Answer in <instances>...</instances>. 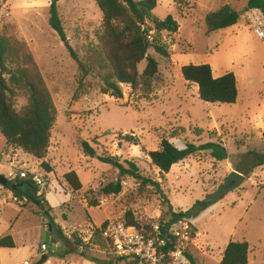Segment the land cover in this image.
<instances>
[{"label":"rangeland","instance_id":"374dc122","mask_svg":"<svg viewBox=\"0 0 264 264\" xmlns=\"http://www.w3.org/2000/svg\"><path fill=\"white\" fill-rule=\"evenodd\" d=\"M247 2L157 0L152 14L160 19L172 15L180 25L177 32H161L169 57L150 48L149 54L159 61V73L151 87L123 84V97L115 98L101 93L96 78H88L78 90V65L49 23L51 0H0V34L15 37L33 54L57 108L43 159L7 146L0 132V174L11 181L25 171L27 176L42 174L47 180L37 193L43 196L42 205L15 197L0 183V239L12 235L16 243L15 247H0V264L38 260L48 231L50 246L45 254L49 259L45 264H140L111 255L96 229L108 220L126 223L132 218L141 230L150 226L154 231L161 220L169 219V204L176 211L189 209L196 200L215 192L232 170L244 173L245 182L215 199L197 217L173 225L179 233L176 250L164 258L165 263L191 264L186 257L189 253L197 264H221L229 242L247 241L248 264H264V164L248 173L255 160L249 152L264 154V46L243 15L237 24L211 35H207L205 23L209 11L231 5L243 13ZM58 9L67 42L83 56L87 46L98 44L103 28L101 9L95 0H59ZM190 63L209 64L214 77L233 72L239 90L237 101L202 100L198 86L182 74V67ZM145 66L146 60L139 64L140 72ZM18 102L25 104V97L20 96ZM126 134L137 136L140 144L125 141ZM163 137L178 148L187 143L220 142L228 158L219 161L203 150L163 173L148 155L161 147ZM82 140L99 153L136 162L142 175L159 183L168 201L153 184L126 179L110 164L84 153ZM71 170L83 184L79 190L65 178ZM119 180L123 185L120 193H102L103 186ZM75 233L81 244L78 251L64 241ZM86 246L84 256L81 251Z\"/></svg>","mask_w":264,"mask_h":264},{"label":"trees","instance_id":"16d2710c","mask_svg":"<svg viewBox=\"0 0 264 264\" xmlns=\"http://www.w3.org/2000/svg\"><path fill=\"white\" fill-rule=\"evenodd\" d=\"M58 1L51 0L49 23L61 40L66 42L70 56L78 65V90L88 78H96L101 93L115 98L123 97V84L133 88L140 85H144L146 89L151 87L159 73V61L149 54V50L154 48L161 56L169 57L168 49L161 41V32L174 33L180 27L172 15L160 19L152 14L157 6V0H95L103 14V28L98 36V44L87 46L83 56H80L67 42L68 37L59 13ZM248 7H260L264 10V0H248L246 8ZM241 15L242 12L231 5L209 11L205 16L207 35L237 24ZM144 60L146 66L143 72H140L139 64ZM182 74L186 81L198 86L199 97L206 102L233 104L237 101L239 90L233 72L214 77L209 64L190 63L182 67ZM20 96L25 97V104H19ZM56 119L57 108L54 99L35 57L27 50L24 43L15 37L0 34V132L6 140V145L22 149L38 159L45 158ZM123 137L130 144H140L135 135L126 134ZM81 146L84 153L110 164L126 179L144 185L153 184L164 200L168 201L159 183L142 175L136 162L132 160L122 162L117 156L99 153L86 140L81 141ZM203 150L210 151L219 161L228 158L227 149L220 142L187 143L185 148H178L167 137L162 138L159 149L149 151L148 155L152 164L165 173L169 172L173 165ZM249 155H253L255 160L248 173L256 166L264 164L263 153L250 151ZM42 165L48 171L51 170L46 161H43ZM28 175L8 180L6 187L15 197L21 200H35L42 205L43 196H37L39 188L33 176ZM65 178L75 190L82 188L83 184L75 170L67 172ZM122 188V180H119L109 182L101 191L105 195L118 194ZM214 202L215 200H210L208 197L199 199L185 211H176L171 204L168 205L169 219L161 220L158 225L161 232L159 237L165 240V245L159 249L165 253V258L176 250L177 245L178 238L170 232V228L180 221L197 217ZM126 224L142 229L141 225L132 218H127ZM101 226L96 229L99 238H102ZM143 231L149 235L155 234L150 226H145ZM72 238L64 237V241L72 244L75 251H78L81 244L77 241L80 240L76 233ZM15 246L12 235L0 239V247ZM86 249L87 246L81 251L84 256ZM249 251L247 241H231L223 252L221 264H248ZM186 257L191 264H197L191 254L186 253ZM48 259L49 255L43 254L32 264H45ZM163 264H167L165 259Z\"/></svg>","mask_w":264,"mask_h":264},{"label":"built area","instance_id":"2783aa9c","mask_svg":"<svg viewBox=\"0 0 264 264\" xmlns=\"http://www.w3.org/2000/svg\"><path fill=\"white\" fill-rule=\"evenodd\" d=\"M242 15L253 34L264 46V10L260 7H248ZM20 176L27 177V172H20ZM32 178L38 188L46 187L47 180L42 174L35 173ZM101 231L109 253L115 258H132L140 264H163L165 253L159 247L165 245V240L159 237L161 232L158 225L154 230L155 234L149 235L120 220H108L101 226ZM170 232L178 238L179 233L173 226ZM48 248L49 245L44 243L39 253L45 254Z\"/></svg>","mask_w":264,"mask_h":264},{"label":"water","instance_id":"95a60500","mask_svg":"<svg viewBox=\"0 0 264 264\" xmlns=\"http://www.w3.org/2000/svg\"><path fill=\"white\" fill-rule=\"evenodd\" d=\"M246 175L238 170H232L229 175L225 178L223 184L213 193L209 194L207 197L210 200L223 198L228 193L239 188L246 180ZM8 178L0 174V183L6 185ZM51 228V226H50ZM50 232H46V244L50 246Z\"/></svg>","mask_w":264,"mask_h":264}]
</instances>
